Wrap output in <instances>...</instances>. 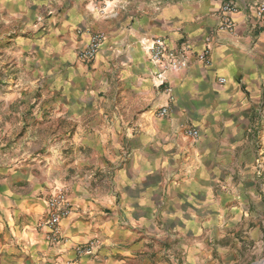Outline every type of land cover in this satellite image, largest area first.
I'll return each instance as SVG.
<instances>
[{
	"label": "clouds",
	"instance_id": "9594fccd",
	"mask_svg": "<svg viewBox=\"0 0 264 264\" xmlns=\"http://www.w3.org/2000/svg\"><path fill=\"white\" fill-rule=\"evenodd\" d=\"M0 264H264V0H0Z\"/></svg>",
	"mask_w": 264,
	"mask_h": 264
}]
</instances>
